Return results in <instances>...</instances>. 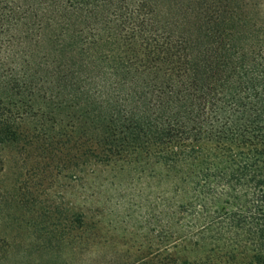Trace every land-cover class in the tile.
<instances>
[{
  "label": "trees",
  "instance_id": "obj_1",
  "mask_svg": "<svg viewBox=\"0 0 264 264\" xmlns=\"http://www.w3.org/2000/svg\"><path fill=\"white\" fill-rule=\"evenodd\" d=\"M137 155L198 163L214 181L184 204L202 231L184 246L139 240L79 194L69 210L40 200ZM213 187L231 193L214 209ZM206 231L218 238L200 246ZM16 252L264 264V0H0V264Z\"/></svg>",
  "mask_w": 264,
  "mask_h": 264
},
{
  "label": "rangeland",
  "instance_id": "obj_2",
  "mask_svg": "<svg viewBox=\"0 0 264 264\" xmlns=\"http://www.w3.org/2000/svg\"><path fill=\"white\" fill-rule=\"evenodd\" d=\"M214 169L222 171L226 168L220 163ZM200 173V165L192 161L164 166L137 155L127 164L96 168L93 173L84 176L82 185L69 179L62 180L60 187L42 191L40 200L46 205L52 201H60L69 210L79 194L88 198V206L93 212L104 211V214H111V219L119 217L122 222L124 220L121 226L136 232L139 240L154 243L176 241L184 246L185 235L190 237L191 234L195 238L202 232L191 229L184 221V204L202 202L205 192H210L214 182L211 180L209 185H202ZM211 190L218 197L217 201H213L212 209L224 201L228 202L231 196V193L220 187H213ZM127 211L132 213V217H125ZM215 236V233L206 231L200 236L203 239L198 243L200 246L212 244L218 238ZM192 240L195 242V239ZM22 243L23 239L16 240L15 251ZM39 256L34 252H18L8 263L24 264ZM52 258L54 259L53 256ZM41 263L56 264L46 256Z\"/></svg>",
  "mask_w": 264,
  "mask_h": 264
}]
</instances>
